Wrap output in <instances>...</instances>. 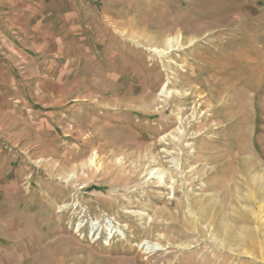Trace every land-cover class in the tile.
<instances>
[{"label": "rangeland", "instance_id": "obj_1", "mask_svg": "<svg viewBox=\"0 0 264 264\" xmlns=\"http://www.w3.org/2000/svg\"><path fill=\"white\" fill-rule=\"evenodd\" d=\"M63 8L0 92V264H264V0Z\"/></svg>", "mask_w": 264, "mask_h": 264}, {"label": "crops", "instance_id": "obj_2", "mask_svg": "<svg viewBox=\"0 0 264 264\" xmlns=\"http://www.w3.org/2000/svg\"><path fill=\"white\" fill-rule=\"evenodd\" d=\"M63 1L67 0H0V92L14 85V75L27 77L32 72L34 55L44 51L46 40L63 39L58 26L67 22ZM53 24L58 27L50 33L46 27Z\"/></svg>", "mask_w": 264, "mask_h": 264}, {"label": "bare ground", "instance_id": "obj_3", "mask_svg": "<svg viewBox=\"0 0 264 264\" xmlns=\"http://www.w3.org/2000/svg\"><path fill=\"white\" fill-rule=\"evenodd\" d=\"M167 46H168V48H170L171 46H173V44L171 43V41H168ZM164 50H165V49H160V50L155 49L156 52H161V53H164ZM167 51H168V50H167ZM165 53H167V52H165ZM241 148H242V147H241ZM241 148L239 147V149H238L240 152H241V150H242ZM136 154H137V153H136ZM243 162H244L243 165L245 166L244 170H247V169H249V168H252V167L250 166L251 164H249L248 161L245 160V161H243ZM243 162H242V163H243ZM156 171H157V170L154 169V172H153V173H155ZM246 174H247V173H246ZM158 177H159L158 181H159V182H163V179H161V176L158 175L157 178H158ZM226 190H227V189H226ZM244 236H245V235H244Z\"/></svg>", "mask_w": 264, "mask_h": 264}]
</instances>
